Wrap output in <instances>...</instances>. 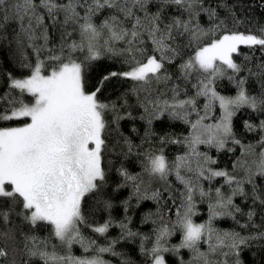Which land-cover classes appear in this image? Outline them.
Returning <instances> with one entry per match:
<instances>
[{"label":"snow or ice","instance_id":"snow-or-ice-1","mask_svg":"<svg viewBox=\"0 0 264 264\" xmlns=\"http://www.w3.org/2000/svg\"><path fill=\"white\" fill-rule=\"evenodd\" d=\"M152 3L153 0H0V28L14 23L18 29L17 36L29 41L35 55L34 62L22 65L29 69L25 77L9 78V88L19 90L20 96L10 98L5 94L0 97V100L8 101V107L0 110V121L17 122L15 126H0V201L7 205L0 208V219L7 223L10 214L15 212L32 228L39 225L47 227L49 236L59 242L52 244L49 251V237L26 235L25 249L30 261L38 264H107L100 254L111 251V245L95 249L96 255L91 257H78L71 252L74 243H80L85 252L95 244V241L85 242L79 225L85 223L82 213L84 198L97 191L106 180L103 167L104 132L108 126L106 117L110 110L115 111L116 106L102 101L100 94L106 82L113 78L130 80L134 82L133 92L139 94L143 90L149 94L141 104L149 115L152 114L149 111L151 106L154 111H168L184 119L180 116L181 111H195L196 100L178 99V87L171 88V100L162 99L163 92L155 99L151 98L153 85H167L172 79L165 70V61L171 63L172 56L180 54V48L173 44L184 35L189 36V46L195 42L196 47L189 59L181 64V74L187 77L194 71L207 73L208 82L201 81L196 95L208 99L205 109L210 103L219 101L223 114L215 124H205V116H200L195 122L185 119L191 124V131L184 139L187 151L183 155L168 160L162 149L159 154L151 150L144 153V173L166 183L174 174L184 191L180 193L179 205L173 201L175 219H165L161 214L154 229L153 247L149 250L142 245V251L150 257V264H166L163 253L176 254L180 249L189 250L191 258L185 261L181 257L179 264H242L236 250L247 240L257 238L212 227L216 217L232 216L235 206L232 196H226L219 187L212 195L213 190L209 188L206 191L201 180L210 182L215 177H224L229 186L235 181L233 195L237 192L243 194V181L236 180L225 171L213 169L211 165L216 161L207 153L198 151V145L223 149L232 136V106L256 108L257 99L248 96L242 87L235 98H228L218 95L209 85L212 77L223 74L221 65L233 72L241 71V66L233 59L240 46L259 45L264 49V28L260 29L259 36L226 27L221 30L219 26L205 31L199 24H192L201 0H158L156 12L151 11ZM169 5L182 10L181 16L187 12L190 18L183 20L173 16L164 23L162 11ZM79 9H84L83 14ZM104 10H108L109 15L97 23L95 17ZM138 13H143V16ZM210 15L215 16V12ZM46 20L51 21V26L60 25L64 29L58 46L49 47ZM70 25L71 32L67 31ZM73 33H77L79 39L69 43L67 38ZM38 40L43 43L37 44ZM76 53L80 55H74ZM106 55L122 57L121 68L102 75L90 90L85 68ZM239 84L243 85L244 80ZM25 94L31 99L26 100ZM259 103L264 104V98ZM122 118L116 116L114 122ZM148 123L151 124V120ZM246 127L252 128L247 122ZM260 128L264 131V121ZM260 145L262 150L254 163L258 173L264 175V137ZM118 171L125 181L133 182L139 194L143 184L140 176L130 175L124 169ZM197 193L201 199L209 201L206 223L193 220ZM161 195L157 190L151 196L144 195L143 199L159 202ZM235 211L240 209L235 207ZM253 214L249 211V219ZM119 226L127 228L123 223ZM108 227L109 224L105 223L94 227L93 231L103 234ZM176 231L180 233V243L172 248L166 247L167 238ZM128 235L135 233L129 232ZM260 236L264 237V233ZM203 245H207V251L201 250ZM6 256L7 252L0 248V257ZM229 256H234V260L219 259Z\"/></svg>","mask_w":264,"mask_h":264},{"label":"trees","instance_id":"trees-1","mask_svg":"<svg viewBox=\"0 0 264 264\" xmlns=\"http://www.w3.org/2000/svg\"><path fill=\"white\" fill-rule=\"evenodd\" d=\"M158 0H153L150 5L151 11H157ZM198 15L192 18V24H199L202 29L208 31L216 26L222 30L228 28L243 33L260 35V29L264 28V0H201L197 5ZM83 14L84 9H79ZM181 11L175 5L163 8L162 16L164 23H167L173 16H178L183 20H188L189 14ZM214 11L215 16L210 13ZM109 15L108 10L102 11L95 17L97 23L105 16ZM143 16V13H138ZM62 19V17H61ZM223 21V24L221 22ZM49 26V47L58 46L61 32L64 31L60 25L51 26V21L46 20ZM18 31L14 23L0 28V97L9 94L10 98H18L19 90L9 88L10 76L13 78H23L29 73V69L22 65L27 62H34L35 55L29 46V41L23 36H17ZM67 31H72V26L67 27ZM217 34H220L218 31ZM78 34L73 33L67 40H78ZM42 44V40L36 41ZM122 46V45H118ZM173 46L180 48V54L172 56L171 63L165 61V70L172 79L167 85H153L151 98L155 99L160 92L164 93L162 99L171 100L173 93L171 88L178 87V99L195 98L196 109L181 111L180 116H173L168 111L163 113L154 111L149 106V111L145 112L141 106L148 93L141 90L139 94L133 92L134 82L123 78H113L106 82V86L100 94V99L109 104H115V111L107 113V128L104 132L106 145L103 149V167L106 173V180L101 183L100 188L94 193H89L82 202V213L85 223L79 225L80 234L85 242L95 241L89 251L85 252L80 243H74L71 252L74 256H94L95 249L108 247L111 251L100 254V258L107 264H150V257L142 251L151 249L155 242L154 229L158 226L161 214L165 219L171 217L175 219V206L179 205L184 191L183 186L176 180L175 175L168 178L167 183L158 177H149L143 171L142 161L146 151H153L156 154L163 150V154L168 160L174 159L177 155H183L186 151L184 139L191 131V124L200 116H205V124H215L220 121L221 108L219 101L210 103L208 109L205 104L209 103L204 96H197L198 86L201 81L207 80V73L194 71L191 75L183 76L180 68L181 64L189 59L193 54L196 43L189 46V36L184 35L177 38ZM74 55L79 56V53ZM159 56V53H157ZM82 58V57H81ZM233 59L241 66V71L233 72L221 65L222 75L212 77V85L217 94L224 97L234 98L241 87L250 97L257 99L256 108L249 105L239 107L233 106L231 117L232 136L227 139L223 149L217 150L215 146L198 145V151L207 153L216 163L211 167L215 170L225 171L234 176L236 180L243 181L241 187L243 194L237 192L235 181L229 186L224 177H215L210 182L201 180V185L207 191L211 188L212 195L214 189L219 187L226 196H232L233 205L240 209L239 212L232 208V216L216 217L212 221V227L220 231L239 232L241 236L257 237L249 239L236 251L242 264H264V175L257 171L254 161H258L261 149V139L264 131L261 130V122L264 121V104H260L264 98V49L255 45L252 47L240 46L239 51L233 54ZM122 57L104 56L98 61L91 63L85 68L89 89L95 85L98 79L112 71L121 68ZM219 63V62H217ZM244 80L240 85L239 81ZM159 89V91H156ZM26 100L31 97L24 95ZM125 101H127L125 103ZM8 107L7 99L0 100V110ZM116 116L123 117L114 122ZM151 120V124L148 121ZM247 124L252 128L246 127ZM17 122H2L0 126H15ZM163 138V139H162ZM176 141V142H173ZM233 141H239L234 143ZM129 143L132 150L129 151ZM252 146L251 152L249 146ZM120 169L126 170L130 175L140 176L143 180L141 192L136 193L132 181H125L120 175ZM139 182V181H137ZM145 189L147 191L145 192ZM161 192L159 202L153 199H143L144 195L151 196L153 191ZM196 215L193 220L196 223H206L209 217V201L207 198L201 199L199 193L194 197ZM6 202L0 201V208H6ZM170 207V210H169ZM249 211L253 212L251 219L248 217ZM157 221L153 224L152 221ZM109 224L103 234L93 231L94 227ZM127 225L122 229L119 225ZM243 225V227H242ZM135 235H128V233ZM7 233L8 235H3ZM37 235L41 238L49 237V251L52 244H58L54 237L49 236V229L44 225L32 228L22 217L10 214L9 220L5 223L0 219V248L7 252L6 257H0V264H38L30 261L25 249V236ZM11 237V238H9ZM180 243V233H176L167 238L168 248ZM63 251L62 249H58ZM202 251H207V245H203ZM227 251V249H225ZM166 264H179L182 257L185 261L191 258V253L187 249H180L178 253H163ZM234 256L219 257L221 260H234Z\"/></svg>","mask_w":264,"mask_h":264},{"label":"rangeland","instance_id":"rangeland-1","mask_svg":"<svg viewBox=\"0 0 264 264\" xmlns=\"http://www.w3.org/2000/svg\"><path fill=\"white\" fill-rule=\"evenodd\" d=\"M255 35V34H254ZM208 81L207 80H205L204 81V83H207ZM213 90H214V88H213V85H212V83L209 85ZM215 91V90H214ZM218 95H220V94H218ZM220 96H222V95H220ZM235 98V97H234ZM232 109H233V106H232ZM221 113L223 114V112H222V109H221ZM221 114V115H222ZM218 123V122H217Z\"/></svg>","mask_w":264,"mask_h":264}]
</instances>
